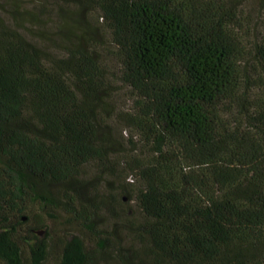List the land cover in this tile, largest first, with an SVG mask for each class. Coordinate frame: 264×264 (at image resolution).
Segmentation results:
<instances>
[{
  "label": "trees",
  "instance_id": "1",
  "mask_svg": "<svg viewBox=\"0 0 264 264\" xmlns=\"http://www.w3.org/2000/svg\"><path fill=\"white\" fill-rule=\"evenodd\" d=\"M2 1L0 264H45L35 205L73 215L118 264H264V0ZM87 164L134 176L139 217ZM95 263L77 235L57 262Z\"/></svg>",
  "mask_w": 264,
  "mask_h": 264
},
{
  "label": "rangeland",
  "instance_id": "2",
  "mask_svg": "<svg viewBox=\"0 0 264 264\" xmlns=\"http://www.w3.org/2000/svg\"><path fill=\"white\" fill-rule=\"evenodd\" d=\"M0 2L3 4V1L0 0ZM21 6H27L29 8L34 7L33 3L30 0H19ZM48 2V1H47ZM50 3L48 2V5ZM1 11V8H0ZM18 16V15H17ZM100 21V20H99ZM119 82V81H118ZM117 86L116 92L114 94V99L117 104V109L120 111H128L130 107L132 106V99L130 97V93L128 92V89L121 85L120 83ZM122 118L115 120V118L111 120V123L115 126L117 133L115 134L117 138H119V141L121 143L122 150L126 152L128 150L127 143L125 139L127 138L126 133L123 132V130H126L128 134H130L129 127L124 126L122 124ZM122 129V130H121ZM134 134V132H132ZM140 145V144H139ZM141 148V147H140ZM142 149V148H141ZM139 151V149H137ZM123 164L120 165L122 167ZM123 171V167L121 169ZM83 172L85 173V176L88 178H93V181L99 182L104 190H111L115 194V202L116 209L122 210L125 215L127 212V217L130 220H135L137 217H139V210L136 206V202L134 199H129L128 197H124V193L122 192V188L125 187V184L132 182V180H129V177H126L125 180H114V182L110 183L111 178L108 176V172L106 174H103L100 172V170L95 165L87 164L83 166ZM101 175V178H97ZM106 178V179H105ZM134 181L131 183L133 184V187L138 186L139 182L134 178ZM30 212V209L27 208L29 214V217L31 218L33 212L39 214V218L43 220V227L37 228V229H45V232L42 233V238L45 240V243L49 249V255L47 257V260L45 261V264H57L59 261V256L61 254V251L63 249L64 243L72 236L77 235L80 237L87 249V251L95 256L96 263L95 264H118L117 260L114 257L113 251H110V255L107 256H100L99 253H97L96 249L98 250V239L91 233V231L86 228L81 221L75 220L73 215L67 214L63 209L60 210H49L47 212H44L40 209L39 205H35ZM50 212V213H49ZM21 215V214H20ZM104 212L102 213V221L105 222L102 223V226L99 223H96L97 229L101 230L102 228H107L110 232L112 230L108 226L110 224L106 223V219ZM108 221V220H107ZM110 223V222H109ZM107 224V225H106ZM112 224V221H111ZM33 225V220L30 219V221H27L23 223L20 227V232L24 233L30 226ZM106 233L102 234L101 237H104ZM110 239L113 241L112 235L110 236ZM111 241V242H112ZM124 243V242H123ZM125 243H127V240H125Z\"/></svg>",
  "mask_w": 264,
  "mask_h": 264
},
{
  "label": "water",
  "instance_id": "3",
  "mask_svg": "<svg viewBox=\"0 0 264 264\" xmlns=\"http://www.w3.org/2000/svg\"><path fill=\"white\" fill-rule=\"evenodd\" d=\"M38 233L40 234V233H42V231H39Z\"/></svg>",
  "mask_w": 264,
  "mask_h": 264
}]
</instances>
